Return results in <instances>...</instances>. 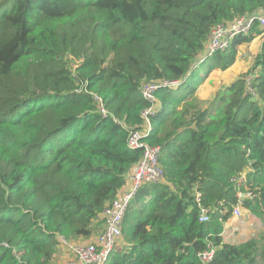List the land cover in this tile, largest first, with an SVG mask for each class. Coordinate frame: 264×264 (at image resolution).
<instances>
[{
    "label": "trees",
    "instance_id": "16d2710c",
    "mask_svg": "<svg viewBox=\"0 0 264 264\" xmlns=\"http://www.w3.org/2000/svg\"><path fill=\"white\" fill-rule=\"evenodd\" d=\"M258 10L264 0H0V264H56L59 236L101 232L141 156L127 137L155 80L182 81L155 90L144 138L164 179L136 191L106 264H260L264 231L239 244L222 232L237 204L264 218V39L246 73L254 94L240 76L216 117L195 92L264 28L194 66L213 26Z\"/></svg>",
    "mask_w": 264,
    "mask_h": 264
},
{
    "label": "built area",
    "instance_id": "2783aa9c",
    "mask_svg": "<svg viewBox=\"0 0 264 264\" xmlns=\"http://www.w3.org/2000/svg\"><path fill=\"white\" fill-rule=\"evenodd\" d=\"M255 24H258L260 28H264V11H253L248 15L239 16L229 22L218 23L213 26L208 35L204 51L200 54L194 66L203 62L214 52L226 50L235 35L247 34ZM252 78L253 75L245 78V87L247 92L254 94ZM181 82L180 80H155L145 82L142 85L141 94L152 105L142 112V124L138 128L130 130L127 137L128 147L133 150H140L141 156L127 173L125 183L120 188L117 196L103 209L100 215V220L103 223L100 233L86 239V241L69 240L63 236L58 237L56 255L58 263L106 264L109 254L116 246L121 244L123 218L130 200L142 185L157 183L164 179V171L159 163L160 147L151 145L144 139L150 131L151 121L149 115L153 114L157 101L154 92L160 86L177 87ZM94 98L99 102L100 112L105 114L101 99L98 96H94ZM239 180H243V176ZM208 212V209L200 208L199 221H207L209 219ZM241 213L242 207L237 204L233 208L232 215L240 218ZM212 254L213 248H209L199 253V256L202 262H207L211 259ZM68 256H71V259Z\"/></svg>",
    "mask_w": 264,
    "mask_h": 264
},
{
    "label": "rangeland",
    "instance_id": "374dc122",
    "mask_svg": "<svg viewBox=\"0 0 264 264\" xmlns=\"http://www.w3.org/2000/svg\"><path fill=\"white\" fill-rule=\"evenodd\" d=\"M263 39H264V35L260 34L258 36V41L253 40L249 44L241 45L238 49V53H237V57H236L235 62L229 68H227L225 70H222L220 68L212 69L208 73L206 79L201 84H199L197 86V89L195 92L196 96L198 94L197 90L199 88H200L199 92L202 94L201 96H204V97L208 96V97L202 99V101L205 102L202 104V106L204 105L206 107V105H205L207 103L206 101H209V100L212 101V104L207 106L209 109L212 108L210 113L213 115H211V116L216 115V117H217V114L215 113V110L218 109V108L217 109L215 108V106L217 105L216 99H218L220 95L223 96L227 87L232 82H234L237 78H239L240 76H244V77L247 76L246 73H249L250 69L252 68V65L255 61V56H256V54H258V52L260 50V45H261V42L263 41ZM206 61H208L207 64H209V65L211 64L210 57L207 58ZM77 62L78 61H75V63H77ZM197 98H198V96H197ZM198 99L201 100L200 98H198ZM243 210L244 209H242L241 218L244 217ZM246 213L250 214L248 211H246ZM250 218H251V215H250ZM245 220L248 221V219H245ZM102 226H103V223L101 224V227ZM251 238H253V237H251ZM251 238H248L247 235L246 236H237L236 239L234 240V242H238L239 240L242 242H245ZM79 240L86 241L84 239H79ZM118 247H119V245L115 247V250ZM68 258L71 259V256H68ZM57 263H58V258L56 260V264ZM259 263L264 264V259L259 261ZM58 264H60V263H58Z\"/></svg>",
    "mask_w": 264,
    "mask_h": 264
},
{
    "label": "crops",
    "instance_id": "0c3cea01",
    "mask_svg": "<svg viewBox=\"0 0 264 264\" xmlns=\"http://www.w3.org/2000/svg\"><path fill=\"white\" fill-rule=\"evenodd\" d=\"M258 41V37L254 39ZM200 88L197 90L198 98L201 100L208 97L201 96L202 94L199 92ZM244 217L238 218L237 216H231L224 225H223V232L222 238L224 242L231 243V244H239L242 241L234 242L237 236H248V238L254 237L256 234L261 233L264 231V218H259L254 216L253 214H247L246 210H243ZM251 215V218H250ZM245 219H248L245 220ZM86 240V239H85ZM247 240V239H246ZM245 241V240H244Z\"/></svg>",
    "mask_w": 264,
    "mask_h": 264
},
{
    "label": "water",
    "instance_id": "95a60500",
    "mask_svg": "<svg viewBox=\"0 0 264 264\" xmlns=\"http://www.w3.org/2000/svg\"><path fill=\"white\" fill-rule=\"evenodd\" d=\"M241 196H244L243 194H241Z\"/></svg>",
    "mask_w": 264,
    "mask_h": 264
}]
</instances>
